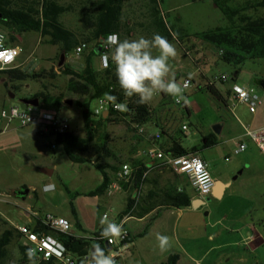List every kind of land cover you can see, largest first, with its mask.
<instances>
[{"label": "crops", "instance_id": "1", "mask_svg": "<svg viewBox=\"0 0 264 264\" xmlns=\"http://www.w3.org/2000/svg\"><path fill=\"white\" fill-rule=\"evenodd\" d=\"M127 7L129 6H127V0H125L122 15L124 27L116 33L118 34L120 40L137 39L140 36L151 39L154 34H160L159 28L154 24L151 17L152 5L150 3L147 4L144 0H136L129 8ZM87 8L88 7L79 8V11L75 10L74 12H70H81L82 14L83 22L80 21L74 28H69L62 20L67 28L73 30L78 35V46L83 43L88 44V49H86L80 56L75 54V49L69 53L66 56V64L71 66L70 63L77 61L78 67H75V69L83 70L87 66V63L90 62L92 67L98 73L99 79H104L106 78L105 74L107 73V69H112L113 71L115 70V65L109 58L108 67H103L102 54L104 53L103 44L105 41L102 38H95L93 35L95 29L93 26L94 15H96L98 10L93 6H91L90 9ZM88 10L91 12L89 20L86 16ZM126 12L132 14L131 17H128V21L125 16ZM146 13H148V15L144 16ZM140 17H146L149 19V23L145 24L143 22L136 21L133 22V24L136 25L137 28H133L130 21L138 20ZM0 30L5 31L8 34L10 42V35H12V33L3 28H0ZM28 34L30 33L14 34L17 41L12 45H18L23 35L26 36ZM36 34L40 36L41 45L49 44V38H47L45 42H42L43 37L41 34ZM55 47L56 49L51 56L43 57L42 61L48 62L47 65L35 64L32 61V57H34L33 53L35 52L33 51V53H30L23 60L19 58L22 55L21 53V55L17 58L13 69H20L27 72H40L46 69H52L53 60L61 52L60 46ZM205 58L206 60L204 64L208 62L207 57ZM59 67L55 68V71H57L58 74H61L62 72L59 70ZM197 67V70L200 71L201 66ZM197 70L192 74H183L181 71H177L174 78L177 82H179L181 78L186 77L185 75L189 74L195 76ZM200 75H202L201 72ZM5 81L6 78L4 76L0 77V111L2 108L15 106L13 103H9L8 101L10 98H15L17 92L25 90L26 95L21 99L23 102V100L26 99H34L32 97L35 94L42 91L46 92L47 89V86L44 85L45 89L36 93V87L33 88L28 85L30 81L34 80H28L23 83H16L15 85L18 86L19 89L11 91L5 87ZM261 83L262 90H259V92L256 93L261 102L257 106L255 112H251L249 103H239L232 109L231 106H229L231 103V92L224 96L217 89V91L225 99L224 104L230 110L235 121L238 123L237 125L240 129L239 138H241L239 141H245L247 143V149L242 153H246L247 151L248 153L239 164L241 171L228 172L221 169L218 175L213 177L216 181L214 189L205 198H200L196 194L194 188L190 184V181L185 175L176 174L174 172L176 178L175 187L179 190L185 191L192 198V205L189 208H184L186 212L179 209L180 212H178V216L181 221L185 217L199 213L202 207L209 202L207 205L211 209L207 215V220H202L199 224V228L201 232H203L204 236L207 237L210 242H213L212 247L205 251H201L200 254L189 252L187 250L185 253H179L178 251L170 248L163 252V258L161 259L160 264L167 262L169 257L173 254L179 255V261L177 264H228L232 262L238 264H259L256 261H251L247 255L242 254L240 251L237 252L235 249L242 247L245 252L254 253L264 246V214L260 213V210L264 208V179L260 182L251 184L250 186H247L248 184L246 183H240L239 181L248 170H255V172L263 170L262 172H264V155L253 141L244 137L245 128L255 130L264 127V81ZM155 96H160L161 99L159 102L156 101L157 103L154 101V106L149 103L154 112L152 121L144 126H141L144 133L141 136H138L137 146L143 150L148 149L153 145H158L162 149H165L169 146L172 138H175L182 143L180 134H182L185 138H188L186 134L187 131H182V127L178 131L172 123V118L175 113L172 108L169 107V104H171V96L164 93H157ZM67 102L69 105L62 106L58 111L53 109L52 106L45 104H39L37 108L41 111L61 116V112L71 106L69 100ZM95 103L96 100L91 104V111L94 108ZM157 105L161 107L159 108L160 110H158ZM40 106H42V108ZM31 107L33 106L27 105L24 110H28ZM106 117L107 115L104 116V118ZM93 119L97 121V117L94 115ZM219 125L220 128L217 133L218 140L224 131V125L222 123ZM70 132H73L71 128ZM158 133L161 134V137L159 140H155L154 136ZM212 133L213 132L203 137ZM75 134L80 137L86 136H81L79 133ZM54 142L56 141L52 138V136L47 133H42L38 125L22 126L17 120L8 123L6 120L0 118V188L2 190V193L0 194V234L5 229L10 227L17 228L23 225L34 226L37 223L38 217H42L46 213L68 218L74 226L73 232L78 236L88 237L102 227L100 224V218L106 212L103 210V205L109 199L108 195L105 194L100 197H87L85 195L78 196L74 201L76 208V215H74L65 186H67L72 192H80L83 194L98 187L103 181V176L101 182L94 189L86 191H73L64 181H55L54 177L59 166V163L57 162V154H65V152L61 146L57 147L55 150L50 149L49 144ZM219 142L220 140L218 141V144ZM216 146L206 150L207 153L205 156L199 154V152L197 154L210 164L209 160L214 161L211 156L213 153L212 149ZM193 148L201 150L202 145L192 147L191 149ZM137 156L139 155L137 154L133 157ZM89 164L93 165L92 163ZM259 167L261 169H259ZM42 170H48V172L51 171L52 174L47 175L43 173ZM106 171L108 172V169ZM166 172L167 171L158 173L152 171V175H150V173L148 176L151 179V182L143 185L140 196L143 197L151 188L158 189V187H156L158 186L157 181L158 179L163 178ZM45 186H49L47 191L44 190ZM26 188L29 189V194L23 198V196H20L18 193ZM188 190L191 192L188 193ZM227 199L231 200L230 202L234 204H226ZM221 209L223 210L222 212ZM14 210L17 211L19 216L15 226L10 224L11 218H15ZM158 210L159 208L140 218L132 216V218L126 223V226L131 233V241H133L131 242V250L129 251H133V254L137 257L141 253V250L135 242V237L139 236L142 230L138 225H130V221H135L136 223L147 221L154 216ZM168 210L174 209H167L164 211ZM99 212H102V214L99 215ZM121 212L117 213L115 216L110 215L109 219L115 221L116 217L120 216ZM187 212H189L188 215H186ZM163 215V212H161L157 219L161 216L163 217ZM77 221L80 223L82 228L81 230H79L76 226ZM152 222L148 223L151 224ZM216 250H218L217 255L209 262L210 254ZM120 261H122V258Z\"/></svg>", "mask_w": 264, "mask_h": 264}, {"label": "rangeland", "instance_id": "2", "mask_svg": "<svg viewBox=\"0 0 264 264\" xmlns=\"http://www.w3.org/2000/svg\"><path fill=\"white\" fill-rule=\"evenodd\" d=\"M30 1L32 0H16L17 3H28ZM59 1L62 4H76L74 0ZM135 1L136 0H127V6L130 7ZM144 1L147 4L150 3L149 0ZM246 1L248 0H232L229 4H243ZM79 8L80 7L78 6L77 11H79ZM159 9L161 17L164 19L167 27L175 35L174 39L169 41L176 48V56L169 60V78H174L177 71H181L183 74H192L197 70V66H201L200 71L197 70L196 75H192L196 84L184 92L185 96L189 99V103L187 105L184 103L177 105L172 97L170 99L171 104H169V107H171L175 113L172 118L174 127L179 131L183 124H187L189 126V130L186 132L188 138H185L182 134H180L183 147L191 149L192 147L202 145L204 142L203 136L214 132L215 126L222 123L224 125V131L219 139L220 142L212 149L213 153L211 157H213L214 161L209 160L211 175L213 177L217 176L221 169L228 172L241 171L239 164L248 151L239 155L235 154V144H237L241 139L239 138L240 129L237 125L238 123L235 121L234 116L226 107L224 102L218 100L206 89V86L213 83L215 88L218 89L224 96L230 92L234 93L236 88L244 87L249 89L252 88L255 90V93H257L259 90H262L261 82L264 81V59L246 61L242 67L240 75L233 80L234 67L224 63L220 59V51L211 44L204 43L193 38V36L197 33L209 31L217 27L228 26V19L222 8L217 6L215 0H159ZM249 13L262 14V11L257 13L254 9H252ZM145 15H148V13L144 14V16ZM125 16L128 21V17H131L132 14L126 12ZM62 20L69 28H74L80 21L83 22L81 12L67 13L62 17ZM136 21L143 22L145 24L149 23V19L146 17H140L138 20L130 21L133 28H137L136 25L133 24V22ZM180 38L184 40V44L182 45L178 40ZM46 40L47 38H42V42H45ZM40 42V36H38L35 32H31L26 36L23 35L20 43L18 44L23 48L22 55L19 58L23 60L30 53L35 51L33 53L34 57H32V61L35 64L47 65L48 62L42 61L43 57L51 56L56 47L49 44L41 45ZM156 54H158L157 51L153 49V55ZM59 56L60 53L53 60L52 69H54V72L56 73L54 78L49 77L46 80L40 79L39 81H30L28 85L33 88L36 87V93L44 90V85H46V93L55 98L59 97L62 102L61 107L69 105L67 101H71V106L67 107L66 110H63L61 112V116L69 121L70 128L73 132L79 133L81 136H85L86 128L84 125L83 110L77 105V101L86 102L90 99V97L79 98L69 92V76L63 73L58 74L57 71H55V68L60 66ZM205 57H207L208 60L206 64H204L206 60ZM64 63H66V58H64ZM70 64L74 68L78 67L77 61ZM46 70L50 71L51 69ZM200 72L203 76L200 75ZM223 75L228 76L227 81L216 80L218 77ZM3 76V74L0 75V77ZM185 76L187 77L189 74ZM183 79L184 78H181L179 81H182ZM12 86L13 85L10 84L7 89L12 91ZM25 95V90L17 92L15 98H10L8 102L13 103L21 110H24L26 109L27 104L22 102L21 99ZM160 99V96H154L152 101L149 103L154 106L153 102H159ZM229 106H232V103H230ZM40 107L42 108V106ZM157 108L160 110L159 108L161 107L157 105ZM100 117H97V133L95 140L87 153V157L93 162L117 165L119 168L124 163H130L131 159L139 158V156H133L137 154L139 155L143 150L137 146L138 136H141L142 134L135 132L132 127H128L124 122H108L102 120ZM104 138L108 140V146L114 152L119 161L109 157L102 159L98 158V153L100 152L99 145ZM206 153V150L199 152V154L203 156H205ZM57 158L59 166L54 180L57 182L60 180L64 181L73 191H86L94 189L101 182V172L93 165L89 163H72L64 153H58ZM259 169L261 168L259 167ZM262 171L255 172V170H248L239 181L240 183L248 184L247 186L260 182L264 179V172ZM117 172L108 167V173L110 174L112 180L117 178ZM150 175H152V173ZM157 182L158 186L156 187H158V189L166 190L174 188L176 184L174 172L172 170H167L164 177L158 179ZM190 192L191 191L188 190V193ZM128 195L129 192L123 190V192L118 193L113 197L108 196L109 199L106 202L107 204L105 203L103 205V210L109 212L111 216H115L117 213L124 210ZM230 201L231 200L227 199L226 204H234ZM207 204H209V202H207ZM207 204L202 207L199 213L185 217L182 221L178 216V212H180V210L186 212L184 208L180 210L174 209L162 211L164 214L163 217L161 216L158 219L156 218L157 220L155 219L153 222L151 221V218L141 223L130 221V225H138L141 227L142 231L147 229V234L143 237H135V242L141 250L139 256H135L133 251H128L123 255L122 261H120V259L117 264H160L164 251H161L158 247V242L155 238L156 233L168 236L170 241L167 249L172 248L179 253H185L187 250L189 252L200 254L201 251L211 248L213 242H210L199 228V224L202 220H207V215L211 209ZM222 211L223 210L221 209V212ZM188 213L189 212H187L186 215H188ZM260 213L264 214V208L260 210ZM14 214L15 218H11L10 222L13 226L16 225L15 223L18 221L17 219L19 217L16 210H14ZM101 214L102 212H99V215ZM150 221L152 222L151 224L148 223ZM23 243V239H15L10 244L7 258L9 263L13 264L19 262L21 258L19 245ZM235 250L247 255L251 261L264 264V246L254 253L245 252L242 247H239V249L236 248ZM217 253L218 250L213 251L210 254L209 262L212 261ZM228 264L238 263L232 262Z\"/></svg>", "mask_w": 264, "mask_h": 264}, {"label": "trees", "instance_id": "3", "mask_svg": "<svg viewBox=\"0 0 264 264\" xmlns=\"http://www.w3.org/2000/svg\"><path fill=\"white\" fill-rule=\"evenodd\" d=\"M76 4H62L59 0H32L28 3H17L16 0H0V28L8 30L12 33L10 42L14 44L17 38L14 34L36 32L41 34L43 38H49L48 43L54 46H60L59 62L61 55L66 56L77 48L79 44L78 35L71 29L67 28L63 21L64 14L74 12L77 7L93 6L97 8V13L94 15L95 27L93 35L95 38H102L106 41L107 36L113 33H118L123 27V7L125 0H74ZM161 1V0H160ZM232 0H215L218 7H221L228 19L227 27H217L215 29L197 33L193 36L196 40L211 44L220 51V59L234 67L235 80L241 73L244 63L248 60L264 59V0H248L243 4L230 5ZM152 5L151 17L153 22L160 30V35L168 41H172L175 35L169 30L164 19L161 17L159 9V0H149ZM254 9L257 13L262 11V14H250L249 11ZM89 10L87 18L90 16ZM187 37V36H186ZM181 45L183 39H178ZM9 42V43H10ZM105 43V42H104ZM59 70L69 76L68 90L73 95L90 99L87 102H77V105L83 110L84 125L86 128V136L80 137L74 132H67L59 136L56 140L57 144L62 145L65 154L73 163H92L97 168L102 176V183L94 190L81 194L80 192H72L65 186L66 192L70 198L72 212L76 215L74 205L75 199L80 195L87 197H100L106 194L112 178L106 171L110 167L115 172L118 171L117 165L100 164L93 162L87 157V153L93 144L97 133V121L93 119L91 111V103L100 97H104L105 93H110L116 97L117 102L128 100L125 113L109 111L106 118L101 116L102 120L108 122H124L128 127H132L134 131H138L135 126H144L152 121L154 112L149 103L138 104V96L126 98L123 90L120 88L118 79L115 75V70L107 69L106 78L99 79L98 73L92 67L90 62L83 70H76L72 66L63 63ZM6 78L5 87L8 88L11 83L12 89H19L16 83H23L28 80H39L53 78L56 76L54 69L50 71L27 72L20 69H11L0 72ZM201 88V87H200ZM206 89L211 92L218 100L225 102V99L217 91L215 85H207ZM32 98H38L40 104L50 105L56 111L62 105L61 99L55 98L50 94L42 91L35 94ZM220 125L215 126L212 134L203 137L202 149L193 148L188 150L183 147L181 141L172 138L169 146L164 152L171 156H182L189 153H198L208 150L218 144V130ZM107 139H103L99 145L100 152L98 158H113L116 161L119 159L108 146ZM130 163L134 168L133 178L130 183H124V190L129 192L126 206L120 213V218L131 212V216L137 218L144 217L155 209L159 208L157 213L151 217V221L156 219L162 211L167 209H182L192 205V198L182 190L169 188L166 190L151 188L141 197L142 186L150 183L149 177H144L145 172L149 169L148 164L139 158L131 159ZM2 190L0 188V194ZM140 196V197H139ZM133 209V211H132ZM150 221V222H151ZM76 226L81 230L79 221ZM34 229L40 232L55 234L57 238L66 246L69 254L74 258V264H84L85 256H87L89 248L94 244H99L106 252L110 248L106 240H97L94 237L100 236L102 228H99L92 235L78 236L68 233H53L48 228L43 227L39 220L34 225ZM147 229L142 231L139 237L144 236ZM15 239H22L19 231L10 227L5 229L0 234V264H11L7 261L8 248ZM133 242V241H131ZM21 258L18 263L13 264H29L26 255V247L23 244L19 245ZM179 255L173 254L168 261L162 264H177ZM36 264H61L54 258L49 260H36Z\"/></svg>", "mask_w": 264, "mask_h": 264}, {"label": "built area", "instance_id": "4", "mask_svg": "<svg viewBox=\"0 0 264 264\" xmlns=\"http://www.w3.org/2000/svg\"><path fill=\"white\" fill-rule=\"evenodd\" d=\"M86 49H88V44L83 43L77 46L75 54L80 56ZM22 51V47L10 44L8 34L5 31L0 30V72L13 69L17 58L21 55ZM103 51L102 62L103 67L106 68L109 65L108 54L110 49L105 46V43L103 44ZM227 79L228 76L223 75L218 77L216 80L227 81ZM179 83L185 86L184 92L196 84L192 75L185 77L182 81H179ZM209 85L214 84L210 83ZM230 100L232 103V109L239 103H249L251 112H255L257 106L261 102L254 89L245 87L236 88L235 92L231 93ZM124 102L128 105V100L126 99L122 102H113L105 99V97H100L96 99V104L92 109V113L95 117H100L105 113L108 115L110 110L125 113L126 111L117 110L114 106V103ZM0 118L6 120L8 123L17 120L22 126L38 125L42 133L50 134L55 141L59 136L70 132V124L67 119L58 114L41 111L37 107H31L28 110H21L16 106L2 108L0 111ZM135 128L138 130L137 133H144V130L140 126H135ZM188 129L189 126L187 124L182 126V131L186 132ZM160 137L161 134L158 133L154 136V139L159 140ZM244 137L253 141L264 155V127L255 130L245 128ZM59 146L63 147L62 145L57 144V142L49 144V148L52 150H55ZM246 149L247 143L245 141H239L236 144L235 154H240ZM139 158H143L142 160H144L149 167V169L145 172L144 177H148L152 171L163 173L167 170H172L176 174L185 175L200 198L208 196L215 187L216 181L211 175L208 162L197 153H189L182 156H171L166 154L160 146L153 145L148 149L142 150L139 154ZM134 171L135 170L131 163L122 164L117 172V178L110 182L106 194L109 197H113L118 193L123 192L124 183L131 182ZM105 213L110 216L109 212ZM131 218V212L121 218L120 216L116 217L115 222L122 223L124 229V232L119 239H103L100 236L94 237L97 240H106L108 246L110 247L107 252L111 251L115 254L117 263L131 247V233L126 227V223ZM37 220L40 221L43 227L48 228L53 233L75 234L73 232V224L64 216L46 213L42 217H38ZM16 229L21 234L22 239L25 242L24 246L26 249L32 248L36 250V257L38 260H49L54 258L61 264H74V258L69 254L66 246L57 238L55 234L40 232L35 230L32 225H23L17 227ZM86 259L87 256H85L84 260Z\"/></svg>", "mask_w": 264, "mask_h": 264}, {"label": "clouds", "instance_id": "5", "mask_svg": "<svg viewBox=\"0 0 264 264\" xmlns=\"http://www.w3.org/2000/svg\"><path fill=\"white\" fill-rule=\"evenodd\" d=\"M105 46L110 49L108 58L115 65V75L126 98L138 96V104L152 101L157 93L171 96L175 103L187 105L189 99L184 94L185 86L175 78H169V60L176 56V48L165 37L154 34L151 39L140 36L137 39L120 40L118 34L107 36ZM153 49L158 54L153 55ZM105 99L115 102L116 97L104 94ZM117 110L127 111V103H114ZM49 186H45L47 191ZM103 239H119L124 232L123 224L109 219L107 213L100 218ZM156 240L161 251L169 246L170 238L156 233ZM29 264H36V250L26 249ZM84 264H117L115 254L99 246L92 245Z\"/></svg>", "mask_w": 264, "mask_h": 264}, {"label": "water", "instance_id": "6", "mask_svg": "<svg viewBox=\"0 0 264 264\" xmlns=\"http://www.w3.org/2000/svg\"><path fill=\"white\" fill-rule=\"evenodd\" d=\"M64 58H65V55L62 54L61 55V62H60V66L64 63ZM23 102L27 105H30V106H33V107H38L39 106V99L38 98H34V99H26V100H23ZM70 104H72L71 101H69ZM107 115V113L104 114V116ZM43 173L47 174V175H51L52 172H48V170H42ZM20 196H23V198H25L28 194H29V189H24V190H21L19 191L18 193Z\"/></svg>", "mask_w": 264, "mask_h": 264}]
</instances>
